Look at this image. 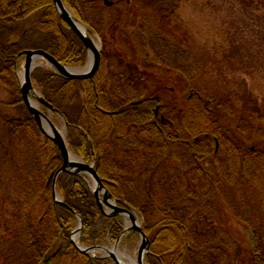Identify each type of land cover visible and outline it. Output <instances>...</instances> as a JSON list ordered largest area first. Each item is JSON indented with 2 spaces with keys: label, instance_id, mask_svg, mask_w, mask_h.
<instances>
[{
  "label": "trees",
  "instance_id": "16d2710c",
  "mask_svg": "<svg viewBox=\"0 0 264 264\" xmlns=\"http://www.w3.org/2000/svg\"><path fill=\"white\" fill-rule=\"evenodd\" d=\"M109 2L63 0L102 42L94 77L71 81L50 69L32 75L45 101L65 118L69 149L94 163L117 206L141 220L151 243L147 264H237L232 217L250 231L253 263L264 264V151L253 147L264 148V110L247 94L236 110L230 97L206 93L210 83L194 79L185 80L186 95L173 93L153 74L158 62L146 54L150 47L171 68L188 52L167 38L165 13L153 25L137 23L147 0ZM181 2L157 0L154 9L172 4L176 11ZM114 44L125 45L127 56H110ZM27 51H43L67 67H84L88 59L54 0H0V202L13 200L18 209L0 222L5 232L24 238L17 245L2 241L0 264H113L83 255L71 242L77 216L86 247L115 244L125 219L101 211L84 176L61 174L56 190L68 209L55 202L54 180L64 160L24 104L18 72ZM144 79L159 80L152 86ZM190 106L201 113L185 116ZM138 240L132 233L122 244Z\"/></svg>",
  "mask_w": 264,
  "mask_h": 264
},
{
  "label": "rangeland",
  "instance_id": "374dc122",
  "mask_svg": "<svg viewBox=\"0 0 264 264\" xmlns=\"http://www.w3.org/2000/svg\"><path fill=\"white\" fill-rule=\"evenodd\" d=\"M150 6L153 8H148ZM157 7H159L157 0H147L146 8H142L143 10L139 12L141 18L137 23L147 20L153 25L161 17L160 13H165L163 17L166 16V21L162 20L164 22L162 24L170 32L167 38L173 40L174 43H181L188 50L184 53L183 61L188 59L189 63L175 59L174 67H164L161 59L148 47L147 60L151 63L157 61V66L160 69L159 73L151 71L156 78L165 80L167 88L180 97L187 93L185 80L194 79L198 82L210 83L209 86H205L208 88L206 93L215 91L223 97H230L236 110L243 107V99L246 94L254 100L258 107L264 110V0H182L176 11L173 10L174 7L171 4L163 12L159 8L154 9ZM169 10L173 11L169 12ZM108 48H114L109 52L110 56L115 53L119 59L127 56L125 45L114 44L113 47ZM109 60L104 66L106 72H108L109 63H111ZM126 60L129 58L126 57ZM183 63L188 65L183 66ZM190 63H196L197 71L191 70ZM22 74L23 67L19 69V83H21L20 76ZM159 79L146 80L149 85L150 83L152 85ZM146 80L144 79V81ZM33 85L34 91L38 95L40 90L36 88L35 83ZM179 108L185 109L182 105ZM197 112L198 115L201 113L199 106H193L184 115H192ZM51 121L65 135L67 128H65L62 119L53 115ZM260 145L261 143L256 142L253 147H257L255 150L264 151ZM73 154L76 155L74 152ZM220 176L218 175V177ZM88 181L94 190V182L90 178ZM4 193L5 191L1 190L0 196L3 197ZM60 200L62 201V198ZM12 201L0 202V220H5L6 217H12L14 214L17 215L18 209ZM230 226L237 244V264H254L248 244L250 231L234 217H232ZM1 227H3V222H0V244L5 241L7 246L14 243L17 245L21 239H24L23 237L19 238L16 231L8 233ZM75 227L78 229L79 223ZM104 247L112 249L114 246L105 243ZM119 249L122 254L136 259L139 240L134 245L123 244Z\"/></svg>",
  "mask_w": 264,
  "mask_h": 264
},
{
  "label": "water",
  "instance_id": "95a60500",
  "mask_svg": "<svg viewBox=\"0 0 264 264\" xmlns=\"http://www.w3.org/2000/svg\"><path fill=\"white\" fill-rule=\"evenodd\" d=\"M106 5H111L112 3L109 0H104ZM54 4L56 9L61 16L62 20L79 36V38L84 43L86 49L89 53V59L87 65L83 69L78 68H67L60 64L57 60H55L49 54L43 51H27L25 52V62H24V71L21 76V90L23 94V100L28 108L30 114L34 117L38 126L45 136H47L53 143H55L61 151V154L64 159V165L61 170L56 174L55 181L62 173H70L74 175H78L80 173H84L91 177L94 181V194L98 200L100 208L104 211L103 204L114 210V214L108 213L104 211L109 216H114L117 214L124 215L127 219L130 220L128 224L130 231H136L139 233L141 238V243L139 246L138 253V261L139 264H143L145 260V256L149 254L150 241L146 234L143 232L141 226L138 224L135 216L128 212L127 210L118 208L115 204L112 203V197L110 193L106 190L103 183L101 182L98 174L96 173L94 166L87 165L82 162L81 158L74 155L68 149L67 141L65 135L59 131V129L55 126V124L51 121V119L45 116L39 109V104L45 105L50 108L54 113L59 115L62 119L63 117L57 112L52 106H50L40 95H37L34 91V85L32 83V73L38 69L42 68L43 64H47L54 72L63 79L71 80V81H82L87 80L95 76L101 66V44H96L92 38L89 37L85 27L73 17L70 11L66 8L62 0H54ZM42 62V63H40ZM34 100H33V99ZM36 100V101H35ZM65 128H68L65 120ZM104 196L103 200L102 197ZM54 198L55 201L61 205L62 207L68 208L60 199L59 195L56 193L54 189ZM80 220L79 228L74 232L73 244L78 248V250L85 254L89 255L92 252L100 251L105 252L106 257L110 258L114 264H121V257L123 255L119 251V243L118 242L113 250H107L105 248L97 247V248H86L83 246H78V237L82 228V221ZM127 261H131V259L126 256Z\"/></svg>",
  "mask_w": 264,
  "mask_h": 264
},
{
  "label": "bare ground",
  "instance_id": "6f19581e",
  "mask_svg": "<svg viewBox=\"0 0 264 264\" xmlns=\"http://www.w3.org/2000/svg\"><path fill=\"white\" fill-rule=\"evenodd\" d=\"M62 174H70V173H62ZM111 195V194H110ZM111 197L113 198V196L111 195ZM111 212V211H110ZM116 216H120V217H122L123 219H125V217L123 216V215H121V214H117ZM109 218H112V217H110L109 216ZM128 229V228H127ZM132 233H137L138 235H139V233L138 232H136V231H132L131 232V234ZM150 241V240H149ZM134 243H137V241H135V242H131V244L132 245H134ZM139 243H141V238L139 237ZM78 244V243H77ZM139 246H140V244H139ZM150 246H151V243H150ZM149 252H150V247H149ZM149 255V254H148ZM124 256H127V255H124ZM130 259H131V261H125L124 260V258H122L121 260H122V262H120L121 264H139V261H138V259L136 258V259H133L132 257H130ZM143 264H147V262H146V259L143 261Z\"/></svg>",
  "mask_w": 264,
  "mask_h": 264
}]
</instances>
